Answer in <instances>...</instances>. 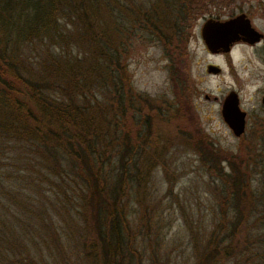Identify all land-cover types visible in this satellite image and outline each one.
<instances>
[{"label": "trees", "instance_id": "obj_1", "mask_svg": "<svg viewBox=\"0 0 264 264\" xmlns=\"http://www.w3.org/2000/svg\"><path fill=\"white\" fill-rule=\"evenodd\" d=\"M256 1L264 10V0ZM216 2L0 0V148H28L44 178L62 186L48 206L45 195L34 200L13 190L14 208L2 204L0 264H144L129 200L146 194L147 149L160 140L164 153L171 139L193 149L218 181L220 220L229 216L195 244L193 264H264V238L247 228L264 223V182L251 188L260 155L242 144L238 154L222 151L195 126L182 92L173 93V103L154 104L131 87L127 71L132 41L154 40L168 56L171 83H180L192 26L204 4ZM176 111L183 115L176 132L160 130L158 115ZM71 210L75 221L68 222ZM51 214L61 219V232ZM145 217L139 215V228L149 225ZM148 237L153 264L161 245Z\"/></svg>", "mask_w": 264, "mask_h": 264}, {"label": "rangeland", "instance_id": "obj_2", "mask_svg": "<svg viewBox=\"0 0 264 264\" xmlns=\"http://www.w3.org/2000/svg\"><path fill=\"white\" fill-rule=\"evenodd\" d=\"M240 12L245 13L251 25L264 34V10L257 6L256 0H217L216 4H204V13L196 18L186 41V57L178 64L183 77L174 86L168 71V56L158 42L145 39L132 41V53L127 60L130 85L136 92L150 97L154 104H160L163 100L165 106L173 103V93L180 95L179 92H182L200 132L210 137L222 151L233 153L237 151L239 141L222 121L220 105L231 89L238 93L240 103L248 113L259 104L260 93L264 92V51L261 46L236 44L228 54L209 53L200 38V28L206 18L224 20ZM208 64L218 66L220 71L217 74L207 72ZM160 118L163 119L162 122L157 121L160 130L164 127V132L169 129L176 132L175 123L183 120V115L176 111L169 115L159 114L158 120ZM159 141L156 146L147 149L149 155L144 154L152 159L146 161L142 176L147 184L146 194L141 196L140 201L134 199L135 195L130 196L128 219L133 232H139L136 242L144 264L151 263L147 259L151 257L147 236L161 245L153 264H193L195 244L215 223L224 220L223 224H226L229 216L220 220L219 201L222 195L218 193V181L198 160L196 152L177 145L178 141L171 139L163 153L164 150H158L157 144H163ZM13 148L12 142L2 143L0 148V216L4 211L3 205L10 210L14 208L10 204V197L17 188L23 189V193L34 200L45 195L46 205L48 202L55 203L56 196H59L56 194L58 188H62L49 182L51 178L58 181L56 177L49 176L48 180L44 178L46 169L38 165L37 157L30 154L28 148ZM255 151L263 158L259 148ZM17 153L22 162L16 159L19 158ZM221 165L228 171L224 162ZM258 166L251 177L253 189H259L261 182H264V162ZM29 179L33 184H27ZM17 182L19 184L15 185ZM145 211L147 217L144 221H149V225L139 228L138 217ZM51 217L57 233L63 224L58 215L51 214ZM67 220L75 221L73 210L67 215ZM247 226L250 235L259 234L260 238H264V223L257 229H254L251 221ZM223 264H243V259L237 258Z\"/></svg>", "mask_w": 264, "mask_h": 264}, {"label": "water", "instance_id": "obj_3", "mask_svg": "<svg viewBox=\"0 0 264 264\" xmlns=\"http://www.w3.org/2000/svg\"><path fill=\"white\" fill-rule=\"evenodd\" d=\"M200 38L209 53H228L232 46L241 41L253 44L262 38V33L256 30L249 17L240 12L224 20L204 19L200 28ZM206 71L217 74L220 68L213 64L206 66ZM244 112L238 106V97L234 90H229L220 105V116L232 135L239 136L244 129Z\"/></svg>", "mask_w": 264, "mask_h": 264}, {"label": "flooded vegetation", "instance_id": "obj_4", "mask_svg": "<svg viewBox=\"0 0 264 264\" xmlns=\"http://www.w3.org/2000/svg\"><path fill=\"white\" fill-rule=\"evenodd\" d=\"M236 44L248 45L250 47L261 46V50L264 51V34L262 33V38L258 42H255L251 45L246 44V43L241 42V41L235 43L234 45H236ZM228 53H225V54H228ZM212 54H223V53L218 52V53H212ZM236 94L238 97V93H236ZM238 106H239L240 110H242L244 112L245 115H244L243 132L237 137L234 136L239 141L237 146L242 144V147H244L248 152H252L253 150L254 151L258 150V148H259L261 150L260 154L263 155V158L261 157V161L264 162V92L260 93L259 104L255 108H253V110H251L250 113H248L243 108V106L240 103L239 97H238ZM243 136H244V138H243ZM236 150H237L236 154H238L239 153V147H237ZM248 152H245V153H248Z\"/></svg>", "mask_w": 264, "mask_h": 264}]
</instances>
